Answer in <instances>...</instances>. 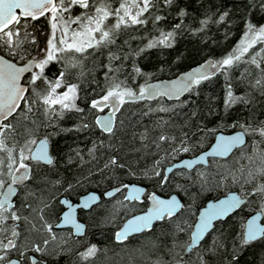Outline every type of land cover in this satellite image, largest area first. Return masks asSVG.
Here are the masks:
<instances>
[{
    "label": "snow or ice",
    "instance_id": "obj_1",
    "mask_svg": "<svg viewBox=\"0 0 264 264\" xmlns=\"http://www.w3.org/2000/svg\"><path fill=\"white\" fill-rule=\"evenodd\" d=\"M261 3L264 4V0ZM174 7L180 22L173 24L169 31L157 27L168 19L164 11ZM73 9L78 10V14ZM188 15L186 8L180 7L176 0H0V264H45L29 253L44 257L77 251L76 245L82 242L65 238L54 229L71 225L75 235L82 236L84 225L77 222V208L104 209L102 197L111 204L110 210L105 209L108 212L104 217L106 222L114 220L120 211L130 215L114 233L115 242L129 249L130 257L138 250L132 247L133 240L156 236V222H161L159 227L173 241L168 248L173 259L157 260L155 264H240L245 250L256 248L264 252V120H257L256 114L248 108V117L236 118L230 125L236 129L235 134L215 136L216 142L210 152L180 163H168L181 153L196 151L202 138L192 140L191 137L197 133L206 137L221 130L208 127L203 118L197 119L200 113L195 108L183 112L190 104L189 99H181L185 94L199 97L205 84L223 77L224 115L214 108L207 112V115L220 116L221 119L236 105L255 107L256 96L264 97V22L254 23L246 17L243 35L227 55L221 54L219 58L212 54L201 56L200 49H196L190 58L197 66L189 65L191 70L183 71L176 79L150 83L155 73L145 72L136 62L143 52L153 48H174L177 36L185 29L192 35L205 33L212 24H224L230 13L228 10L205 12L203 19L195 18L196 27L185 25L184 18ZM41 18L50 28L43 42L38 40L40 26L35 23ZM149 20L156 35L148 33L137 37L129 32L146 28ZM123 35H130L131 39L142 38L147 43L136 49L131 47L128 39L118 44ZM225 35L227 37V33ZM130 59L129 72L125 65ZM186 59L188 57L182 53L176 57L175 63L179 66ZM85 61H91L94 66L99 62L104 87L100 89L99 98H92L90 103L85 100L87 111L93 114V124L86 122L87 116L84 115L80 117L81 123L67 131L79 132L95 126L102 134H107L109 140L107 143L103 139L93 142L88 155L97 166L76 178L75 182L66 181L62 192L71 193L84 181L92 182L94 176L99 177L97 186L105 180L115 186L100 195L90 193L82 197L78 205H73L66 196L60 199L59 203L68 211L60 218L61 223H54L57 198L37 196L33 185L45 182V178L38 175L42 165H56L49 153L53 133L48 129L58 127L54 121L63 120L66 112H86L77 104L80 84L66 79L71 75L82 81L86 75L83 70ZM53 64L59 68L50 78L48 73ZM165 70L164 67L157 69L160 73ZM236 72L239 76H235ZM122 73L124 79H120ZM140 77L144 79L143 84L136 88L129 86V79L135 83ZM61 88L66 90L58 91ZM237 89H242L241 94L237 95ZM165 98L175 103L169 106ZM140 101H158L155 108L148 106L145 115L154 111L172 113L173 117L183 116L180 121L161 118L151 128L145 126L143 131L132 133V140L138 137L141 142L135 151L155 157L151 166L143 169L134 168L133 162L123 155L112 154L120 152L123 142L120 146L111 143L118 131L116 120L121 108ZM106 108L110 109L106 116L96 115ZM253 121H256L255 126ZM104 149H108L106 158ZM98 150H101L100 156L96 155ZM76 155L84 160L79 150ZM217 157L221 160L218 161ZM238 159H247L249 166L237 167L235 161ZM213 163L217 167L211 185L220 187L221 183L225 186L230 183L238 186L237 191L225 199L208 203L198 215L177 195L162 199L144 187L123 182L118 175L140 174L145 179L154 180L161 188L174 186L187 193L186 185L170 183L178 174L204 191L210 186L209 173L197 170L192 177L186 176L183 170L190 172L201 164L211 168ZM118 193L122 198L117 197ZM14 197L19 199L14 200ZM30 198L38 203L30 202ZM145 200L148 202L146 211L132 214L137 203L144 205ZM253 205L258 207V213L246 221L239 220L238 234L235 228L226 231L217 223L226 224L231 214ZM193 218L194 227L189 223ZM181 233H186V238L181 237ZM152 246L158 245L153 241ZM84 248L77 252L74 264H97V254L102 250L96 244H86ZM103 251L106 253L107 249ZM129 264H134V260L130 259Z\"/></svg>",
    "mask_w": 264,
    "mask_h": 264
},
{
    "label": "rangeland",
    "instance_id": "obj_2",
    "mask_svg": "<svg viewBox=\"0 0 264 264\" xmlns=\"http://www.w3.org/2000/svg\"><path fill=\"white\" fill-rule=\"evenodd\" d=\"M180 1L181 0H176V3L180 7L186 8V10L189 13V15L184 18L185 25H190L193 27L197 26L195 18L203 19L205 12L211 14V13H219L224 11L218 9H204V11L198 16L194 15L191 17L190 16L191 11L189 10L190 8H188V6H182L180 4ZM193 1L194 0H192V2ZM212 1H214V3L218 5L220 0H212ZM225 1L228 5L234 6V8L237 7L238 5L240 6L244 5L245 7L248 8L246 11L243 10L242 12L241 11L237 12L236 13L237 16H235L233 10H231L233 9L231 6L230 8H228V11L230 13L228 20L224 24L210 25L205 33L192 35L187 29H185L182 33H180L177 36V42L175 44V47L181 43L180 41L182 40V35L184 34L183 37L184 39H186L187 37H192L194 38V40H197L202 44L209 43L211 47H217L216 48L217 51L211 52V50H209L210 52H205V54H213L216 57V54L219 52L218 54L219 56L221 54L226 55L227 52L232 51V49L236 47L237 43L239 42V38L242 37L243 29L246 22V17L248 19H252L254 23L264 22V4L261 3V0H225ZM166 12L168 14L171 13L169 14L170 16L171 15L176 16L175 7L170 10L166 9ZM157 27H163V24L160 23L159 25H157ZM164 30L165 31L171 30L170 25L164 28ZM129 32L137 37H143L148 33H151L152 35H156V33L153 32L152 30V22H149L146 28L140 29L139 31L129 30ZM226 33H227V37L225 35ZM186 34L188 35L186 36ZM124 39L129 40V43L131 44V47L133 49L141 47L147 43V40L142 38L131 39L130 35L121 36V38L118 39L117 43L120 44ZM205 40L207 41V43H204ZM219 47H223V48L219 51L218 50ZM258 47L259 45H257V48ZM159 54H160V48L148 49L145 52H143L136 61L137 64L145 72L155 73L151 81L157 79H168L182 72L183 70L182 66L184 64V61L178 66L175 63L176 58H173L172 62L170 63L168 62L169 60L166 61L167 58L164 57V59H161L159 63H155L156 55ZM98 64L99 62H97V66H94L91 61L84 62L83 70L86 73V75L84 76L82 81H77L75 76H71V75L67 76V80L69 82L80 84V92L82 93V98L86 100L87 97H89V103L92 98L94 97L99 98L100 89L104 87L103 70L98 66ZM131 64H132V60L130 59L125 65L127 71L129 72L131 71ZM159 67H164L166 70L163 73H160L157 71ZM169 67L171 68L170 71L167 70ZM74 71H78V70H74ZM52 73H54V71ZM235 76H239V72H236ZM120 79H124L123 73L121 74ZM143 83H144V79L142 77L137 78L135 83H133L131 79L128 80L129 86L133 88H136L138 84H143ZM62 89L63 91L66 90L64 88H61L58 89V91ZM85 91H88V94L84 93ZM236 91H237V95H239L241 94L242 89H237ZM223 96H224V79L223 77H217L214 82L205 84L202 87L201 95L199 97H188V96L185 97V99L190 100V104L188 108L183 109V112H188L190 109L195 108L200 113L201 108L198 109V107L206 100V102L209 103L211 108L219 110L221 115H224ZM165 102L169 106H172V104L175 103L172 101H166V99ZM157 104L158 101H151L148 104H144V105L125 104L121 108V111L117 114L116 127L118 131L116 132L115 137L111 139V143L115 146H120L121 142H123V146L120 148L119 153L113 152L112 154L117 156L123 155L126 160L133 162L134 168L143 169L145 166L150 167L155 157L147 154L142 155L140 152H136L135 148H139L141 146V142L139 138L137 137V139L134 140L135 142L130 146V144L128 145L127 143L128 140L127 137L130 136V134L133 132L143 131L145 126L151 128L161 118L163 119L172 118L175 121H180L183 118L182 114L179 117H173L172 113H159L154 111L149 112L147 115L144 114L145 112H148L149 105L155 108ZM248 108H251L252 112L256 114L257 120H264V113H263L264 97H259L258 95L256 96L255 107L249 105L246 108L244 105H236L231 110V112L224 117V119H221L220 116H216V115H212V116L207 115V117H204L200 113L197 119L203 118L204 122L207 124L208 127L210 128L219 127L221 130L213 135H207L206 137H203L202 134L197 133L196 136L191 137L192 140H196L197 137L202 138V143L199 144L196 151L194 153L193 152L181 153V155L176 160L170 161L168 163L174 164L182 160L183 158L196 156L197 154L206 150L214 142L215 136L218 133L222 132L228 134L235 132L236 129H233L230 125L236 118L243 119L245 117H248L250 115ZM177 111L180 110L177 109ZM84 115L87 116L86 122H88L89 124H93V114L92 112L87 111L86 108V112L83 114L75 113V112H66L63 120L54 121V123L58 124V127L48 129L49 132L53 133L50 142L57 162H60L62 160L61 155L66 152V148L63 149L62 147H59V151L61 154H59V152L55 150V143H57V140H59L61 137L65 135H69L77 139L80 145V146L78 145L79 148L75 149L76 151L72 149L68 153L62 155L64 157L65 164L62 165L60 168L59 167L57 168L55 166L45 169L43 166H41V170L38 172V175L44 177L45 182L38 185H33L37 193V196L40 195H43L44 197L55 196L57 198L56 200L57 216L54 219V223L60 222L58 218L60 216V213L62 212V208L60 207V203H59L61 197L67 196L70 199L73 198L77 200L76 195L78 194L76 193V191L81 186L89 187L88 191L93 190V191H101V192H103L105 189L111 190V187L115 186V185H107L109 181L106 180L102 181L100 186H97L96 181L99 179V177L94 176L92 178V182L89 181L83 182L86 183L87 185L77 186L74 188V190L71 193L62 192V188L64 186V183L66 182L65 181L66 175H71L72 181L75 182L76 178L82 176V174L86 173L90 168H94L97 166V162L93 161L90 156L88 157V151L92 147L93 142H98L99 140L103 139L105 143H107L109 140L108 136L104 138L100 136L98 137V139L94 140L91 136V131H90L92 127L87 130H83L79 132L67 131V129H74L76 125L81 123L80 117ZM96 115H98V113H96ZM121 121H123V126H121ZM194 123L195 121H193V124ZM255 123L256 121H253L254 126ZM192 130L194 131L195 129L193 128ZM185 131H188V129H185ZM77 150H79L80 154L84 157V160L81 162H77V157L72 156L74 152H77ZM103 153L106 158L108 154V149H104ZM249 154H250V150H249ZM96 155L100 156L101 150H98ZM70 157L72 158L71 163H69ZM217 160L220 161L221 159H217ZM100 163H102V160L100 161ZM235 163L237 167L241 165L245 167L249 166V162L247 159H238L235 161ZM216 167L217 165L213 163L211 168H208V166L205 167L203 166L190 172L184 170L186 176L190 175L192 177H195V173L197 170L209 173L207 179L210 182V186L204 191L200 190L199 185H193L190 179H185L184 177L178 174L175 176L173 180H170V183H172L173 185L175 183H181L186 185L188 188L187 193L180 191L174 186L169 187L168 185H165L164 188H161L156 184L154 180L145 179L140 174L134 176L127 175L126 177L129 180L127 181L128 183L131 182L130 180H132V182L135 180L140 181L139 185L145 187L149 192H155L158 195L169 196L171 193L178 194L182 198L185 206L186 207L191 206L192 211H195L198 215L200 208L205 205L206 201L210 199H217L221 196L226 195L229 192L237 191L238 186L232 185L230 183L227 186H225L224 183H221L220 187H214L211 185V182L215 178L214 173ZM118 175H120V173H118ZM57 181H59L60 183H56ZM41 189H44V191L41 192ZM117 197L122 198L119 195H117ZM193 200L195 201L194 204H193ZM103 201L105 205L104 209H97L96 211L89 212V216H87L88 214L87 215L84 214V217H87V222H89V235L84 239L78 240L82 243L76 245L77 251H74L71 254H60L58 256L49 255V256L39 257V254H35V253H29V255H36L39 259H42L45 262V264H74V261L77 260V252L85 250L84 245L96 244L102 250L100 253L97 254V258H96L97 264H129L130 259L134 260V264H155L157 260L162 259L164 261H171L173 259L172 254H170L168 251V248L172 245L173 241L166 234L165 230L159 227V225L155 228V232H156L155 237H149L147 240L143 238H141L140 240H133L132 247L138 250L132 253L131 257L129 255V249L123 248L118 244H114L112 247L111 244H109V238H111V235L112 234L114 235V233L121 228L124 221L127 218H129L130 215H126L124 211H120L114 220L108 219L106 222L104 217L108 215V212L105 211V209L110 210L111 204L107 200H103ZM30 202L34 204L38 203V201L33 200L31 198H30ZM147 204H148L147 200H145L144 205L137 203L135 212L132 214H138L146 211ZM258 211L259 209L258 207H256V205H253L252 208L245 207L243 210H238L237 213L229 217L227 219L226 224H223L221 222L218 224H220V226L224 228L226 231H230L229 227H231V229L235 228L238 234L239 220L243 218L246 221L251 215H253ZM229 221H231L230 224H227ZM189 223H193V227H194V218L193 220H190ZM54 230L60 234H63L65 238L70 237L71 240L77 241L73 237L71 230H56V229ZM180 236L186 238L187 234L181 233ZM132 239L133 238H131L130 240ZM153 241L156 242V244L158 245L157 247L152 246ZM210 242L211 241L209 240V243ZM142 244L143 247H141ZM52 247L53 245L50 244L49 248L52 249ZM104 249H107L106 253L103 251ZM252 251H258L261 258H263L262 262H264V252H261L259 249L256 250V248H253L251 250H245L241 254V258L246 257V255L250 254Z\"/></svg>",
    "mask_w": 264,
    "mask_h": 264
},
{
    "label": "trees",
    "instance_id": "obj_3",
    "mask_svg": "<svg viewBox=\"0 0 264 264\" xmlns=\"http://www.w3.org/2000/svg\"><path fill=\"white\" fill-rule=\"evenodd\" d=\"M221 3V4H220ZM180 4L182 6H188V8H190L189 10L191 11L190 13V16H198L199 14H201L204 9H218V10H228V8H230L232 5H228L226 3L225 0H220L219 1V4H215L214 1L212 0H194L192 2V0H181L180 1ZM239 6V7H238ZM237 7L234 8V6H232L233 9V13L236 15L237 12H242L243 10H247L248 7H245L244 5L240 6L238 5ZM74 13L77 12L76 9H73ZM163 14H166L168 15V19L165 20V21H161L160 23L163 24V28H166L168 25H170V28L173 24H176V23H179V19L176 18V16H170L166 10L164 11ZM189 21H190V18H189ZM149 22H151V20H149ZM37 24L40 26L39 28V35H38V40L40 42H43L44 40V35L47 33V22L44 21V19H41V21H37ZM188 34H186L187 36ZM184 37V34L182 35V40L180 41L181 43L178 44L175 48H169V49H165V48H160V54L159 55H156V58H155V63H159L161 61V59H164L167 58L166 61L168 62H172L173 58H176L177 56H179L180 54H185L186 57H188V59H186L184 61V64L183 67V70L189 68V65L193 66L195 65L192 60H191V54L196 50V49H200V55L203 56L205 54V52H210L209 50L212 51H217V47H211V45L209 43L207 44H202L201 42L197 41V40H194V38L192 37H187L186 39L183 38ZM220 42V40H219ZM223 47H219L218 50L220 51ZM235 48V47H234ZM231 52V51H230ZM229 52H227L228 54ZM219 52L216 54V58L219 57ZM226 54V55H227ZM213 55V54H212ZM161 56V57H160ZM215 56V55H214ZM199 58V57H198ZM182 70V71H183ZM49 76L50 78H53V75H51V69L49 70ZM63 91L60 90V92ZM79 101H77V104H78ZM201 108V115H203L204 117H207V112H208V109H210V105L208 102H206V100L198 107V109ZM263 113H264V110H263ZM140 115V114H139ZM132 134V133H131ZM128 136V140H127V143L128 145L130 144H133L135 141L132 140V136ZM79 145V141H77V139L69 136V135H65L63 137H61L59 140H57V143H55V150H57V152L60 153L59 151V147H62L63 149L66 148V152L63 153V154H66L68 153L69 151H71L72 149H74V147L78 146ZM80 146V145H79ZM62 154V155H63ZM61 155V159H64V157ZM73 156V155H72ZM127 176V175H126ZM69 177H71V175H66L65 177V181H67L69 179ZM125 177H123V182H125ZM129 181V180H126V182ZM231 221H229L227 224H230ZM229 230H232L231 227H229ZM114 237V236H113ZM112 238V237H111ZM109 244H111V246L113 247V238L110 239L109 238ZM258 250V249H256ZM263 261V258H261V256L259 255V252L258 251H252L250 254L246 255V257L244 258H241L240 260V264H261ZM105 263V262H104Z\"/></svg>",
    "mask_w": 264,
    "mask_h": 264
},
{
    "label": "flooded vegetation",
    "instance_id": "obj_4",
    "mask_svg": "<svg viewBox=\"0 0 264 264\" xmlns=\"http://www.w3.org/2000/svg\"><path fill=\"white\" fill-rule=\"evenodd\" d=\"M77 14H78V10H77V12H76ZM43 19V18H42ZM36 24H37V22H35ZM73 27H75V25H73ZM46 30H47V32H49L50 31V28H49V25L47 24V28H46ZM59 68V65H56V64H53V65H51L50 66V69H51V75H53V77L55 76V73H56V71H57V69ZM49 69V70H50ZM54 71V73H52ZM66 79H67V77H66ZM84 93H86V94H88V91H85ZM187 96V95H186ZM186 96H184L183 98L185 99V97ZM94 98H97V97H94ZM183 98H181V99H183ZM87 102H89V97H87ZM79 102H78V105L80 106V107H83V108H87L88 107V104L85 102V100L82 98V93L80 92V99L78 100ZM149 102H151V101H140V102H137V103H128V104H130V105H132V104H137V105H139V104H141V105H144V104H148ZM110 112V109H105L104 110V112H98V115H100V116H103V115H106V114H108ZM90 131H91V136H92V138L95 140V139H98V137H100V136H102L103 138L104 137H106L107 136V134H102L101 132H100V130L97 128V127H95V126H93L91 129H90ZM76 148H79V146L77 147H74V150L76 149ZM53 148H52V145H51V142H50V155H52L53 157H54V159L56 160V157H55V155H54V152H53V150H52ZM76 151V150H75ZM76 153L77 152H74L73 153V156H76L77 157V155H76ZM88 157H89V155H88ZM77 162H81V160L79 159V157H77ZM65 164V162H64V159H62L60 162H57V160H56V167L58 168H60L62 165H64ZM58 165V166H57ZM45 169H48V168H51L52 166H46V165H42ZM200 167H203V166H196L194 169H192L191 171H194L195 169H198V168H200ZM205 167V166H204ZM186 170V169H185ZM175 171H180V170H175ZM184 171V170H183ZM186 171H189V170H186ZM169 175H171V174H169ZM120 179L123 181V177H125V179L126 180H128L127 179V177H126V175H124V174H122V173H120ZM69 180H71L72 181V177H69V179L67 180V181H69ZM126 180H125V183H128V182H126ZM131 182H129L130 184H140V181H133L132 182V180H130ZM82 185H87L86 183H83ZM107 185H114L113 183H111V182H108V184ZM114 187V186H113ZM89 187H87V186H81L80 188H78L77 189V191H76V193L78 194V195H80V196H78V195H76V199L77 200H75V199H70L69 197H67L72 203H73V205H75V204H78L79 202H80V199H81V197L82 196H85V195H87L89 192H91V191H93V190H90V191H88L89 189H88ZM111 189H112V187H111ZM147 190V189H146ZM148 191V190H147ZM93 192H97L98 194H101L102 192L101 191H93ZM172 194H176V193H171L169 196H163V197H170ZM117 195H119L120 196V194L118 193ZM178 195V194H177ZM160 196H162V195H160ZM179 196V195H178ZM180 197V196H179ZM18 198L19 197H16L15 198V200H18ZM63 198H65V196H63V197H61V199H63ZM180 199L182 200V198L180 197ZM102 200H107V198H103L102 197ZM182 203H184L183 202V200H182ZM60 207L62 208V212L60 213V216H59V221H60V218H61V215L66 211V209H67V207L65 206V205H62V204H60ZM93 208H96V206H93ZM93 210H91V209H89V210H84V209H78L77 210V216H78V220L79 221H81V222H83L84 224H85V233L82 235V236H80V237H77L75 234H74V230L72 229V228H65V229H56V230H71V232H72V235H73V237L76 239V240H81V239H84V238H86L88 235H89V222H87V217H84V214H88L87 216H89V212H92ZM89 218V217H88ZM125 222V221H124ZM161 222H158L154 227L156 228L159 224H160ZM123 225V224H122ZM122 227V226H121ZM119 231V230H118ZM114 235L112 234L111 235V237L113 238V240H112V242H113V244H117L116 242H115V240H114V237H113ZM112 238H110V239H112ZM132 237H130L129 239H131ZM110 241V240H109Z\"/></svg>",
    "mask_w": 264,
    "mask_h": 264
},
{
    "label": "water",
    "instance_id": "obj_5",
    "mask_svg": "<svg viewBox=\"0 0 264 264\" xmlns=\"http://www.w3.org/2000/svg\"><path fill=\"white\" fill-rule=\"evenodd\" d=\"M42 19V18H41ZM194 66H197V65H194ZM194 66H192V67H194ZM191 70V68H189V69H187V70H185V71H190ZM183 72V71H182ZM182 72H180V73H178L176 76H173V77H171V78H168V79H157V80H153V81H151L150 83H153V84H155V83H159V82H161V81H167V80H171V79H176L177 78V76L178 75H180V74H182ZM187 94H185V96H186ZM183 98V97H182ZM166 99V98H165ZM107 115V114H106ZM106 115H103V116H106ZM236 132V131H235ZM235 132H232V133H218L217 135H234L235 134ZM216 135V136H217ZM215 142H216V140H214V142L206 149V150H204V151H202L201 153H199V154H197V155H202L203 153H205V152H210L211 150H212V147L215 145ZM234 152L236 151V150H233ZM49 153H50V147H49ZM196 155V156H197ZM196 156H193V157H187V158H183L182 160H186V159H194ZM212 158L211 157H209V160H211ZM216 159H221V158H219V157H217ZM182 160H180V161H178V162H176V163H180ZM175 164V163H174ZM196 166H207V165H203V164H201V165H196ZM196 166H194V168L196 167ZM193 168V169H194ZM137 186H139V187H143V186H141V185H138V184H136ZM145 188V187H144ZM146 189V188H145ZM234 192H236V191H234ZM90 193H96L97 195H100V194H98L97 192H93V191H91V192H89L87 195H89ZM229 194H231V192H229V193H227L226 195H224V196H221V197H219V198H217V199H210V200H208V201H206V203H205V205L203 206V207H201L200 208V210L199 211H202L203 210V208L204 207H206L207 206V204L208 203H211V202H214V201H216V200H222V199H225ZM87 195H85V196H87ZM158 195V194H157ZM172 195H177V194H172ZM160 196V195H159ZM178 196V195H177ZM82 197H84V196H82ZM81 197V198H82ZM162 199H168V198H170V197H163V196H160ZM15 198L16 197H14V200H15ZM178 198L180 199V197L178 196ZM81 200V199H80ZM181 200V199H180ZM70 201V200H69ZM71 202V201H70ZM181 202H182V200H181ZM72 203V202H71ZM73 204V203H72ZM79 204V203H78ZM78 204H75V205H78ZM93 206H95V205H93ZM79 208H77V210H78ZM66 211H68V209H66ZM65 211V212H66ZM238 211V210H237ZM258 212H256V213H254L253 215H255V214H257ZM138 214H143V212H141V213H138ZM235 213H233V214H231L229 217H231L232 215H234ZM63 215V214H62ZM62 215H61V217H62ZM228 217V218H229ZM252 217V215L248 218V219H250ZM130 218V217H129ZM227 218V219H228ZM76 219H77V222L78 223H81V224H83L84 225V233H85V224L83 223V222H81V221H79L78 220V216H77V211H76ZM125 222H126V220H125ZM124 222V223H125ZM59 223H61V219H60V222ZM158 222H156V224H157ZM217 223H220V222H217ZM155 224V225H156ZM123 226V225H122ZM65 228H72L71 227V225H65V226H63L62 228H60V229H65ZM73 229V228H72ZM74 230V229H73ZM74 234H75V230H74Z\"/></svg>",
    "mask_w": 264,
    "mask_h": 264
}]
</instances>
